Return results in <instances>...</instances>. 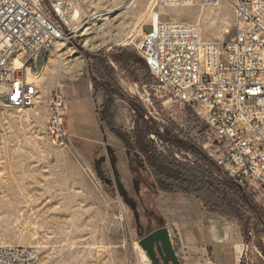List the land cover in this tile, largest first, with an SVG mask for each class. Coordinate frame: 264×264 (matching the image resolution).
Returning <instances> with one entry per match:
<instances>
[{"label": "rangeland", "instance_id": "374dc122", "mask_svg": "<svg viewBox=\"0 0 264 264\" xmlns=\"http://www.w3.org/2000/svg\"><path fill=\"white\" fill-rule=\"evenodd\" d=\"M67 1L80 9L82 16L80 21L69 24L71 36L65 41L66 48L57 43L48 57L38 80L39 97L34 108L1 113L0 244L38 245L43 264H153L138 241L158 228L154 216L162 215L182 264L204 262L194 245L197 237L214 238L216 232L211 226L216 225L226 227L227 236L237 231L241 239L230 244L221 241L223 233L220 238L215 234L221 241L216 243L230 253L223 260L217 258L218 245L201 243L216 264H237L241 260L242 264H264V223L257 220L258 228L250 233V241H246L237 221L206 211L195 196L159 192L152 186L153 179L148 172H141L142 176L130 171L126 148L99 122L96 109L102 105L104 94L99 91L92 98L94 89H89L85 53L109 54L123 47L140 57L131 40L140 25L149 21L147 7L151 0H139L129 8H124L129 0ZM221 6H225V11L219 12ZM111 9L105 31L92 35L95 43L101 44L94 48L84 46L74 28L87 14ZM165 12V20L197 24L203 38L210 41H222L234 20L232 6L223 0L208 7L171 6ZM67 48H72L73 56L66 53ZM75 56L85 62L69 61ZM113 65L118 84L128 96L138 98L161 121L178 123L211 157L205 148L206 124L196 112L172 99H157L151 88L154 81L151 84L134 82L124 69ZM57 87L62 89L69 107L66 126L72 143L70 148L57 147L47 131L48 104ZM115 117L124 129L134 128L135 112L127 102L118 100ZM152 139L165 150L158 137ZM102 156L106 159L101 168L105 177L114 181L111 186L95 169V159ZM180 158L184 159L181 155ZM135 179L141 181L139 193L133 183ZM256 198L264 209L262 198L259 195ZM201 209L206 213L204 218ZM197 225L206 229L204 234ZM179 230H183L180 235ZM184 242L189 245L185 249ZM235 255L239 260L235 261Z\"/></svg>", "mask_w": 264, "mask_h": 264}, {"label": "built area", "instance_id": "2783aa9c", "mask_svg": "<svg viewBox=\"0 0 264 264\" xmlns=\"http://www.w3.org/2000/svg\"><path fill=\"white\" fill-rule=\"evenodd\" d=\"M219 1L151 0L150 19L131 42L154 77V96L196 112L206 124L209 155L264 206V0H223L234 20L222 41L204 39L197 24L164 19L167 7ZM72 9L67 0H0V87L13 82L8 98H0V119L4 110L35 106L48 57L71 36ZM11 50H20V57L8 60ZM68 110L57 87L47 110V131L57 147L72 146ZM195 247L202 264H216L204 245ZM0 264H43L41 248L0 244Z\"/></svg>", "mask_w": 264, "mask_h": 264}, {"label": "trees", "instance_id": "16d2710c", "mask_svg": "<svg viewBox=\"0 0 264 264\" xmlns=\"http://www.w3.org/2000/svg\"><path fill=\"white\" fill-rule=\"evenodd\" d=\"M85 55L94 89L92 98L95 99L99 91L104 94L102 105L96 109L99 122L126 148L130 171L139 175L148 172L153 179L152 186L159 192L195 196L206 211L237 221L243 237L250 241V233L260 224L257 220L264 223V209L257 203V194L242 186L206 155L190 132L175 121L164 122L150 114L138 98L128 96L118 84L113 63L124 69L132 81L151 84L154 77L145 61L123 47L109 54L86 52ZM119 99L127 102L135 112L134 128L130 131L116 121L115 108ZM153 136L163 142L165 150L159 148ZM191 155L195 157L192 160L187 158ZM154 219L158 228L167 223L162 215Z\"/></svg>", "mask_w": 264, "mask_h": 264}, {"label": "bare ground", "instance_id": "6f19581e", "mask_svg": "<svg viewBox=\"0 0 264 264\" xmlns=\"http://www.w3.org/2000/svg\"><path fill=\"white\" fill-rule=\"evenodd\" d=\"M138 2H139V0H129L126 5L124 4V6H125L124 8H129L130 6H132V5H134V4L138 3ZM147 9L150 11L149 5H148ZM219 9H220L219 12L220 11L223 12V11H225V6H221V7H219ZM110 13H112V9L108 10L105 13H101V12L97 13V12H95V13L87 14L86 17H84V19H82L83 21L81 22V24L74 28V32L77 33V37L79 38L81 43L84 44V46H86L88 48H94V47H97V46H99L101 44V43H98V42L95 43V41H94L95 40V36L98 35L100 31L101 32L105 31V29L107 27L106 21L109 20V18H110L109 14ZM146 13H147V11H146ZM188 13L190 14L191 12L188 11ZM144 14L145 13H143V15ZM174 14H176V13H174ZM81 16H82L81 15V10L78 9V8L73 7L72 11L69 13V16L67 17V21H68L69 24L73 23V22L81 19ZM142 18H143V16H142ZM175 21H177V20H175ZM73 24H75V23H73ZM206 30H208V29H206ZM93 34L95 36H92ZM65 41H67V39H64V41H60L59 42L62 45V49L66 48V42ZM68 52H69V56H73L74 55V51H72V48H67L66 53H68ZM19 57H20V50H11V53H8V60H15V58H19ZM72 60H73L74 64H83L85 62L83 59H79V56H75V57L71 58L69 61H72ZM8 89H13V82H6V87H0V98H8ZM32 108H34V107H32ZM32 108H29V110L32 109ZM26 110H28V109H26ZM211 227L214 228V230L212 229V231L216 232V233H213L214 238H216L215 234H218L219 238H220V234L222 235V233L224 234V236L227 235L228 231H227V229L225 230L226 227L224 229H223V227H220L218 225L211 226ZM217 258H221V256H220L218 251H217ZM234 258H235V261H236V260L239 259V256L235 255Z\"/></svg>", "mask_w": 264, "mask_h": 264}, {"label": "water", "instance_id": "95a60500", "mask_svg": "<svg viewBox=\"0 0 264 264\" xmlns=\"http://www.w3.org/2000/svg\"><path fill=\"white\" fill-rule=\"evenodd\" d=\"M105 159V156L95 159V169L103 181L113 183L112 179L105 177L104 170L101 168ZM133 183L139 193L140 180L135 179ZM138 243L146 251L153 264H182L172 243L170 229L166 225L149 232Z\"/></svg>", "mask_w": 264, "mask_h": 264}, {"label": "crops", "instance_id": "0c3cea01", "mask_svg": "<svg viewBox=\"0 0 264 264\" xmlns=\"http://www.w3.org/2000/svg\"><path fill=\"white\" fill-rule=\"evenodd\" d=\"M101 99V98H100ZM101 102V101H100ZM202 204V203H201ZM203 207V206H202ZM201 211H202V209H201ZM206 214V213H205ZM205 214L203 213V211H202V217L204 218V216H205ZM208 214H210V213H208ZM166 220V219H165ZM167 221V220H166ZM167 224V223H166ZM195 227V226H194ZM192 228V227H191ZM196 228H198L203 234H204V232H205V230L206 229H204V227L203 228H201L200 229V226L199 225H197L196 226ZM170 232H171V230H170ZM182 232H183V230H179V235L180 234H182ZM230 236V237H229ZM229 236H222V238H221V241L223 240V241H226V242H228V243H238L241 239H240V236H239V233L236 231V232H232ZM217 241L218 242H221V241H219L218 239H217ZM217 241H215V238H209V239H207V238H205V237H197V240H196V244L194 245V246H197V245H200L201 243H203V242H211L212 244H215L216 246H217ZM184 245H187V246H189L186 242H184L183 243ZM220 244L218 243V246H217V251L219 252V254H220V256H221V259L220 260H223L224 258H228L229 256H230V253L229 252H227L225 249H222L220 246H219ZM239 260V259H238ZM240 263V261H238V263L237 264H239Z\"/></svg>", "mask_w": 264, "mask_h": 264}]
</instances>
